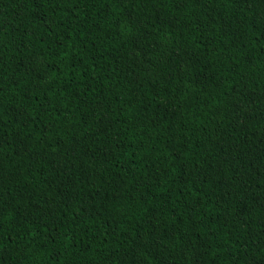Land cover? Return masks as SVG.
Masks as SVG:
<instances>
[{
  "label": "trees",
  "instance_id": "trees-1",
  "mask_svg": "<svg viewBox=\"0 0 264 264\" xmlns=\"http://www.w3.org/2000/svg\"><path fill=\"white\" fill-rule=\"evenodd\" d=\"M0 264H264V0H0Z\"/></svg>",
  "mask_w": 264,
  "mask_h": 264
}]
</instances>
